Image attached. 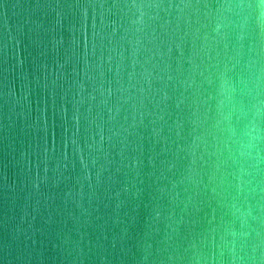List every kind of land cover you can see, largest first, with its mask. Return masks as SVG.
<instances>
[{
    "label": "water",
    "instance_id": "obj_1",
    "mask_svg": "<svg viewBox=\"0 0 264 264\" xmlns=\"http://www.w3.org/2000/svg\"><path fill=\"white\" fill-rule=\"evenodd\" d=\"M0 264H264V5L0 0Z\"/></svg>",
    "mask_w": 264,
    "mask_h": 264
},
{
    "label": "clouds",
    "instance_id": "obj_2",
    "mask_svg": "<svg viewBox=\"0 0 264 264\" xmlns=\"http://www.w3.org/2000/svg\"><path fill=\"white\" fill-rule=\"evenodd\" d=\"M258 5H264V0H258ZM243 6V5H241Z\"/></svg>",
    "mask_w": 264,
    "mask_h": 264
}]
</instances>
